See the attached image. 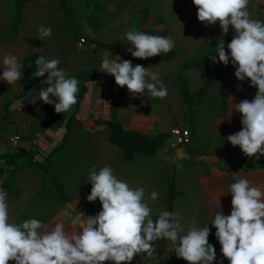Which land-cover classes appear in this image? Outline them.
Returning a JSON list of instances; mask_svg holds the SVG:
<instances>
[{"label": "crops", "instance_id": "1", "mask_svg": "<svg viewBox=\"0 0 264 264\" xmlns=\"http://www.w3.org/2000/svg\"><path fill=\"white\" fill-rule=\"evenodd\" d=\"M11 1L14 4L16 0ZM94 1L102 2V0ZM142 1L147 3V5H144V3L140 4ZM69 2L73 6V10H70L71 12H66L62 9L60 0L27 1L22 6L21 22L17 29L19 32L13 29L14 16L16 14V12L14 13L15 9L9 11L5 6V10L3 8L4 5L0 3V60L8 53L17 56L22 65L24 59L33 53H37L38 58L44 56L46 60L59 59L61 61L59 67L65 71L66 78L75 77L78 80L79 89L83 85L87 87L86 91L79 99L78 108L74 105L69 111L61 114H65L67 117L62 120L61 123L56 121L58 116H55L56 111L54 105H47L51 109L48 110L49 112L43 113L45 116L41 119L42 121L49 118L52 114V121L55 122L59 128H66L68 119L73 116L76 111L75 120L72 123H76L82 128H85L86 123H88L87 125L90 129H86L85 136L76 138L77 146L75 151L82 156L83 150H86L85 152L89 154L88 158L91 161L92 168L95 166L96 170L99 171L100 168L109 166L113 169L114 173L120 174L122 179L124 177V181L127 180L124 168L118 170L117 167L121 166L125 161L123 158V150L109 142L108 132L106 133V137H102L100 133L103 130L108 131L103 121L111 117V111H113V109L115 111V117L121 122L124 128L134 129L144 134L153 136L166 132L170 135V130L176 126L190 129L191 142L183 146L181 151L179 148L165 144L164 147L160 148L157 153L152 156L155 158L160 151L168 155L171 153V150H175V155L171 157V163L178 167L176 175L178 179L175 183L177 188L179 187L178 190L182 192V195L176 199V204L178 200H182V202L194 207V209L187 213V216L192 218L190 221L191 223L211 224L215 214L220 211L224 215H230L232 210V195L229 190L233 180L237 182L240 178H246L251 182L252 186H257L264 190V170L249 169L253 164L264 161V156H260L259 160H257L255 156L249 157L242 152L239 146H233L226 140L228 135L238 133L242 129V114L236 113L229 97H234V104H238L245 99L249 101L254 99L252 96L243 93L245 91L243 89L246 87L245 81L241 82L236 78V69L221 77L218 82L212 83L201 99H195V94L200 90L203 84L201 81H204V74H202L204 78H201L198 86L196 85V91H193L191 86H189V89L187 87L189 93L194 94V98L191 100L197 102L194 108L191 102L185 99L181 94L184 105L182 108L179 110L173 109V111H167L165 113L160 110L158 113V115L161 113L160 116H156L157 114H155V111L151 112L152 110H146L147 108L145 104L142 103L143 101L139 102V100L133 99L135 96H133L127 89V86H125L122 93L124 98H122L121 102L117 101L115 97L114 104L109 106V109H98L97 120H86L88 108L84 102L86 100L89 101V99L95 103L100 101L106 102L105 95H107V89H111L112 87L111 79L114 76L101 72L98 69L105 50L112 54L111 58H115L116 55H119L123 60H131L133 66L142 65L145 68L150 67L152 72L158 73L159 80L163 83L167 76L181 71L180 65L182 62L185 64L193 59L201 58L214 49L215 43L222 37H218L215 43H211L213 45L212 50L203 53L202 56L193 54L192 59L189 61H182L183 59H180L178 54L176 57L170 59H158L147 64H137L132 60L133 56L131 54L128 55V48L131 47L133 51L136 49L128 43L126 39L121 43L107 41V39L110 40L109 37L111 35L117 34V30L120 28L117 27L118 23L126 24L124 26L130 25L132 29L136 31H138V28L139 31L145 34L168 37V31L172 33V31L176 29L178 24L176 19L181 15L186 17V24H190L189 19L193 17L196 9L194 3L191 4L189 0H124L119 3L113 2V4H117L121 7L115 11L116 14L113 18H111L112 14L106 12L105 5L100 3L102 6V11L99 15L100 19L98 24L93 25V23H90L91 20H89L88 17L92 11L93 7L90 6H92L93 2L90 5L89 3H84L85 0H69ZM83 3L89 7L87 6V9L84 8L80 11L81 8L79 5L81 4L83 6ZM149 3L151 4L150 7ZM167 7L170 9L168 12ZM155 9L160 10L159 12H154ZM41 26L51 28L52 34L50 37H45L43 40L39 39L38 28ZM199 28L201 30L207 29L211 32L214 30L212 29L213 25L204 22H200ZM16 32H18L17 36L14 35ZM81 37H86L87 39V43L82 46L79 44ZM25 39L26 41H23ZM97 42L110 44L111 47L106 49L101 48L97 46ZM194 44V52L201 51L199 48L202 43ZM166 62L172 63L165 66L164 64H166ZM3 70V65L0 63V77H2ZM83 73L92 74L95 78L85 81L83 80ZM96 75L100 76L97 77ZM47 76L48 74L46 73L43 77H37L38 89L31 95L24 93V88L19 81L16 86L9 85L3 79H0V127L5 122H14L16 125V133L13 136L20 135L23 137L20 141V145H13L16 150H7L9 154L5 152L6 149L0 141V159H2V161L7 159L12 162L10 165H0L1 172H4L3 169L10 168V171H7L10 175V172L14 168H16V171H20V165L26 164L23 166H29L36 171L39 170L41 172H37L45 177L48 175L47 170L49 168L52 169L65 160L64 153L61 152V143L64 139V135L60 143L57 140L58 138L53 140V142L50 138L49 141L45 143L43 142L45 137L41 139L38 134L40 133L39 128L44 127L46 123H41V120L39 122L34 121L36 107L41 105L39 99L35 100L34 98L38 97V91H40L41 88L49 86L43 83V81L47 80ZM177 77L179 80L182 79V81H184L179 74H177ZM145 94L147 93L145 92L143 95ZM117 95L121 94L119 93ZM136 96L141 95L137 94ZM50 99L58 103L55 97L50 96ZM27 101L30 102L29 108L21 110V107L27 106ZM5 103H10L7 119H4ZM42 106L43 105H41V108L43 109L44 106ZM55 118L56 120H54ZM165 118L166 120H172H170L169 124L166 126L164 123ZM179 119L184 120V122H179ZM185 121H188V123ZM72 123H70V125ZM169 139H171V136ZM35 142L38 143L40 147L42 145L45 148L48 147L47 150H50L48 155L45 154L44 158L36 157V153L33 152L29 146L31 143ZM83 145L87 146L84 148ZM59 153H61V157H56ZM257 155H259V153ZM137 156H135L133 160H135ZM116 158H119V162H113ZM154 160L156 163L155 168L149 167L152 172L150 173L148 171L146 175L154 174V176H158L161 173L159 169L162 168V165L159 166L157 163L158 161L162 162L164 159L155 158ZM128 181L133 185L130 179H128ZM60 182L63 183L61 180ZM134 184L137 187L142 184L145 186L148 185V183L145 184L143 178L136 180ZM63 185L66 191V186L64 183ZM10 198L11 194L7 200H10ZM14 200H17V198ZM66 201H68V198ZM10 203L11 200L8 202V206H10ZM69 207L75 209L71 205H69ZM42 216L45 218V215ZM28 218L35 217L28 216ZM38 220L43 222L45 219L41 218ZM9 264H15V261H10Z\"/></svg>", "mask_w": 264, "mask_h": 264}, {"label": "clouds", "instance_id": "2", "mask_svg": "<svg viewBox=\"0 0 264 264\" xmlns=\"http://www.w3.org/2000/svg\"><path fill=\"white\" fill-rule=\"evenodd\" d=\"M197 7L200 22L215 25L218 21L223 34L231 26L235 37L227 45L236 78L243 82L250 79V87L258 91L252 101L247 99L234 104L236 113L242 114V129L230 134L226 140L239 146L242 152L257 160L264 156V21L252 19L248 11L249 0H193ZM39 39L50 37L51 28H38ZM126 40L128 52L139 59H148L169 53L174 47L170 37L145 34L129 30ZM217 55L211 59L217 63L229 64L225 44L216 45ZM107 50L98 69L114 76L118 86H127L136 96L145 90L152 97L166 98L167 88L159 81L158 73L142 65L133 66L131 60H123L119 55L111 58ZM218 57V60H217ZM3 65V79L9 85H16L22 76V64L17 56L8 53L0 60ZM59 59L46 60L40 56L36 60L35 77L47 73L49 85L41 88L38 97L45 104L54 105L56 113L69 111L77 104L78 80L66 78L65 71L59 67ZM153 81V82H150ZM50 96L55 97L56 103ZM259 153V155H257ZM88 180L92 184L89 202L97 198L102 211L96 215H76L74 224L78 230L69 233L62 223L54 226L30 218L20 224L9 222L8 193L0 189V264H130L137 254H156L155 242L166 240L178 258L189 264H214L217 260L215 247L209 243L211 229L209 224L200 228L189 223L187 230L181 224L177 212L162 210L153 219L152 208L145 198L144 188H130L118 179L109 166L90 171ZM232 210L230 215L221 211L211 221L216 229L215 236L224 258L230 264H264V190L252 186L246 178H240L230 185ZM151 201L158 199V193L150 194ZM219 264H223V259Z\"/></svg>", "mask_w": 264, "mask_h": 264}, {"label": "rangeland", "instance_id": "3", "mask_svg": "<svg viewBox=\"0 0 264 264\" xmlns=\"http://www.w3.org/2000/svg\"><path fill=\"white\" fill-rule=\"evenodd\" d=\"M120 1L124 0H117V1H106L102 0V2L106 7V12L109 14H112L111 18L115 16V11L121 7L117 4H113V2L119 3ZM16 2V1H15ZM93 2V3H92ZM158 2V1H157ZM191 4H193V0H189ZM3 6V8L6 10V7L9 11L11 9H15L14 13L16 12V4L14 5L11 0H1L0 2ZM86 4L89 3V1L85 0ZM83 3V6L80 4V11L82 9H87L88 5H85ZM92 3V6L94 8V4L96 3L94 0H91L90 4ZM144 1H142L140 4H143ZM150 4V3H149ZM50 5V4H49ZM144 5H147V3H144ZM153 5V4H152ZM6 6V7H5ZM13 6V7H12ZM151 4L149 5V7ZM89 7V6H88ZM159 8V7H156ZM124 9V6H123ZM122 9V10H123ZM160 9H155L154 12H159ZM169 7H167V12L169 11ZM248 11L250 12V16L252 19L264 21V0H249L248 4ZM198 9L196 7L194 11L193 17H190V24H186V17L181 15L176 19L177 26L174 31L169 32L168 31V37H170L174 41V47L172 51H178L179 52V58L183 59L182 61H189L192 59L193 54H199L196 56H202L203 53L212 50L213 45L211 43H215V40L218 37L226 38L228 37L231 32L234 31V28L231 26L229 27V32L225 35L222 32V29L220 27L219 21L213 25L214 29L212 32L210 30L204 29L201 30L200 22L198 21L197 17ZM197 22V23H196ZM198 24V25H197ZM126 24H120L118 23L117 27H120L117 30L116 35H111L107 41L112 42H122L126 39V33L129 30H133L132 26ZM170 26V24H169ZM139 31V29L137 28ZM18 31V30H17ZM19 32V31H18ZM14 33V35L17 36V33ZM4 36L6 37V34L4 33ZM84 40V42H82ZM106 40V39H105ZM23 41H26L23 40ZM79 43L86 44L87 39L86 37H81ZM194 43H202L199 50L194 52ZM180 45V46H179ZM184 47V49H183ZM184 50V51H183ZM192 54V55H191ZM130 55V53L128 54ZM185 59V60H184ZM172 62H166L164 64L165 66L170 65ZM181 71L170 74L164 79L163 85L168 88V95L166 98H156L152 97L150 93L145 90L147 94L142 96H135L133 99L139 100V102L143 101L142 103L145 104V107L147 108V111L152 110L151 112L155 111L156 116L160 112V110L167 112V111H173V109H180L182 108L183 102H182V96H181V88L183 84H186V86L189 89V86H191V89L193 91L197 90V86L201 80V78H204L205 76V70L202 67H184L183 62L181 63ZM151 70V69H150ZM152 71V70H151ZM177 74L180 75L184 79V81L179 80L177 77ZM204 74V76L202 75ZM38 80V79H37ZM112 87L111 89H107V95H105V101L106 102H92V100L89 99L84 102L88 108V114L86 116V120H92L95 121L98 119L97 111L98 109L104 110L109 109V106H112L114 103V99L116 97L117 101L122 100L124 96L122 95L124 91V87L121 88L120 86H117L115 84V78L112 77L111 79ZM160 81V80H159ZM153 82V81H151ZM203 82V80L201 81ZM251 81L250 79L245 80V86L246 90L243 92L247 95L255 97L258 88L257 87H250ZM193 85V86H192ZM197 85V86H196ZM181 90V91H180ZM34 91H27L26 94H32ZM39 92V91H38ZM81 89H79L77 96H80ZM121 95H117V94ZM35 94V93H34ZM37 94V92H36ZM99 94V93H98ZM100 95V94H99ZM192 98H194V94H191ZM24 97V96H23ZM41 105H43V109L41 108V105H38L35 110L34 114V121L39 122L44 116V112H49L51 108L47 106L48 104H45L42 100H40ZM58 101V100H57ZM59 102V101H58ZM27 106L21 107V110H26L30 106V102L27 101ZM197 102H194L193 108L195 107V104ZM141 104V103H140ZM51 106V105H50ZM140 106V105H138ZM191 107V106H190ZM191 107V108H192ZM150 112V113H151ZM175 113V112H174ZM62 113H55V116H59ZM165 115V114H164ZM56 116V117H57ZM52 114L49 118L44 119V121L41 120V123H46L44 127H40V133L38 134L39 138H44L43 142L49 141L51 138V141L57 139L60 143L62 136L64 135L66 128H59V126L52 121L51 119ZM33 118V116H32ZM31 118V119H32ZM56 120V118L54 119ZM164 119L165 126L169 124L171 119ZM179 122H184V120L179 119ZM28 121V118H27ZM57 121V120H56ZM172 121V120H171ZM188 123V121H185ZM28 123V122H26ZM35 123V122H34ZM86 127L82 128L76 123L71 124V133L67 138L65 145L61 146V152L64 153L65 160L63 162H60V164L56 167H53L52 169H48L47 176L43 177L34 170L33 168L29 166H23L20 165V171L15 170L13 178H9V173L7 171H10V168L3 169L4 172L0 171V189H2V183L5 181H10V191H11V203L8 208L9 211V220L10 223L20 224L23 221L29 219V217H35L36 219H45L43 222L48 224L50 227L54 226L56 223H62L66 230L71 234L78 230V225L74 224L73 221L76 219V215H79L80 213H84L86 216H96L102 211V204L97 198L95 202H89L87 200V197L91 194V188L92 184L88 180V176L90 175V171L92 169L91 161L88 158L89 154H86V150H83L82 156L75 151L76 149V138L85 136L86 129H90V127L87 125ZM32 125V124H31ZM188 126V125H187ZM31 128V127H30ZM33 128V127H32ZM58 131V132H56ZM107 130L101 131L102 137L107 136ZM16 133V125L14 122H5L0 127V141L3 143V147L6 149L5 152L9 154V151L16 150V148L10 143V138ZM37 136V137H38ZM23 138V137H21ZM50 143V142H48ZM1 144V143H0ZM53 144V143H52ZM20 145V144H19ZM30 148L33 152L36 153V157H42L44 158L45 154L48 155L50 150H47L43 145L40 147L38 143H31ZM87 145H83L85 148ZM54 147V146H53ZM9 150V151H7ZM61 153L57 154L56 157H61ZM175 155V150H171V153L168 155H165L163 151L158 152L157 156L155 158L163 160L162 162L158 161L157 165L161 166L162 168L159 169L161 172L158 176H154V174L146 175V173L149 171L152 172L151 168H155V158L152 156H137L135 160L132 162H126L124 161L121 166H117L118 170H122L124 168V171L126 173L125 177L127 180L124 181V177L122 179V176L120 174L114 173V175L126 182L130 188L136 189V188H144L145 190V198L149 201V206L152 208V217L153 219L158 218V213L162 210H166V193L170 186L171 181L175 180L177 182L178 177L177 175V165H172L171 163V157ZM154 158V159H153ZM83 161V162H82ZM113 162H119V158L115 159ZM12 162L11 160L5 159V161H2L0 159V165H10ZM21 163V161H20ZM148 165L146 166L145 165ZM1 167V166H0ZM12 169V168H11ZM154 173V172H153ZM51 177L59 178L66 186V194L68 201L64 202V200L59 196L58 192L55 191V185L50 180ZM144 179L145 184L148 183V185H141V186H135L134 182L136 180ZM132 181V184L130 181ZM181 188V187H180ZM179 189V187H178ZM155 191L158 193V199L156 201H151L150 194ZM17 198V200H14ZM179 198V197H178ZM7 200V203L10 201ZM176 204V201L175 203ZM13 205V207H12ZM71 205L73 208L69 207ZM194 209L191 205H188L187 203L182 202V200H178L177 204L174 205V212L179 213V216L181 218V224L185 226L187 230V226L192 218H189L187 216V213ZM45 215V218L42 216ZM17 219V220H15ZM196 227H204L206 224H195ZM216 249L217 254V260L214 262V264H219L220 260L223 259V264H230V261L227 258H224L221 253V245L219 241L213 245ZM156 247V254L154 257H148L147 254H137L134 256L133 260L130 262V264H189L188 261L184 260L183 258H178L175 249H172V245L170 242L166 240H161L155 242ZM109 264H113V262H108Z\"/></svg>", "mask_w": 264, "mask_h": 264}, {"label": "trees", "instance_id": "4", "mask_svg": "<svg viewBox=\"0 0 264 264\" xmlns=\"http://www.w3.org/2000/svg\"><path fill=\"white\" fill-rule=\"evenodd\" d=\"M29 0H16L15 4H16V14L14 16V22H13V29L17 30L18 26L21 22V17H22V6L24 3H26ZM89 1V5L91 0ZM60 5L62 7V9L64 11H70L73 10V6L71 5V3L69 2V0H60ZM102 11V6L100 5L99 2H96L94 4V8H92L91 13L89 14V20L90 23H93V25L98 24L99 19H100V13ZM71 12V11H70ZM164 34V33H163ZM236 33L235 30L233 32H231V34L226 37V38H220L217 40V42L215 43V47L214 49L209 52L207 55L201 57V58H196L191 60L188 63L183 64V66L185 67H202L205 70V78L203 81V84L200 88V90L195 94V99H201L204 94L208 91L209 86L212 83L218 82L221 77H223L224 75L230 73L231 71L235 70L238 65L233 66L232 61H231V56H230V49L227 48V45L232 41V39L235 37ZM222 40L224 41L225 44V50L226 53L229 55L230 60H229V64L227 66H225L223 63H217L214 62L211 58L214 55H217L216 52V45L221 43ZM97 46L101 47V48H110L111 45L107 44V43H101V42H97ZM179 54L178 51H170L169 53H161V55L155 56V57H150L148 59H139V58H132V60H134L137 64H147L149 62L158 60V59H170L173 57H176ZM38 59V54L37 53H33L30 56L26 57L23 61V65H22V76L21 79L19 80L21 86L24 88V93H26L27 91H35L38 89V80L37 77H35L33 75V73L37 70V65H36V60ZM218 60V57H217ZM97 77H99L100 75H96ZM83 77L85 81L93 79L95 77H93L92 74L89 73H83ZM86 85H83L80 89H81V93L80 96H77V108L79 106V99L80 97L83 95V93L86 91ZM181 94L183 95V97L185 99H187L188 101L191 102V104L193 105L195 101L191 100L192 96L189 93L186 84H183L182 88H181ZM243 90H246V87H244ZM10 103H5L4 106V119L8 118V109H9ZM114 109L113 111H111V117L107 120H104L103 123L107 126L108 128V140L110 143L116 145L117 147H119L121 150H123V158L125 161L129 162L132 161L135 156L137 155H141V156H152L155 155L157 153V151L164 147L166 144V141L169 139L170 135L169 133L166 132H162L159 133L157 135H148V134H144L142 132H139L137 130L134 129H126L123 127V125L121 124V122L119 120H117V118L115 117V113H114ZM75 114L76 111L74 113L73 116H71L68 119L67 122V127H66V132L64 134V139L61 143V146H64L66 143V140L68 138V136L71 133V125L70 123H72L75 120ZM66 115L63 114L61 116L57 117V121L59 123L62 122V120L66 119ZM16 160V159H15ZM249 169L251 170H255V169H262L264 170V161H259L255 164H253L252 166L249 167ZM16 168H14L11 172L9 177L13 178V174L15 172ZM50 180L52 181V183L55 185L56 191L58 192L59 196L66 201L67 200V194L65 192L64 189V185L63 183L60 182V180L56 177H51ZM236 181L233 180V183H235ZM2 190L6 191L8 193V198L10 196V181H5L2 183ZM182 195V192H180L177 188V185L175 183L174 180L171 181L170 186L167 190L166 193V210L169 212H174V203L176 201V199L178 197H180ZM209 228L211 229L210 232V236H209V243L212 245H215L218 242V239L215 236V232L216 229L214 227H212V224L208 225ZM106 264H109L108 262H106Z\"/></svg>", "mask_w": 264, "mask_h": 264}, {"label": "built area", "instance_id": "5", "mask_svg": "<svg viewBox=\"0 0 264 264\" xmlns=\"http://www.w3.org/2000/svg\"><path fill=\"white\" fill-rule=\"evenodd\" d=\"M84 42V40H82ZM81 46L84 45L83 43H79ZM170 136L171 138H176L178 139L180 145L186 146L191 142V130L186 128V127H180L176 126L173 127L170 130ZM21 136L20 135H15L10 138V143L14 146H17L20 144L21 141Z\"/></svg>", "mask_w": 264, "mask_h": 264}, {"label": "water", "instance_id": "6", "mask_svg": "<svg viewBox=\"0 0 264 264\" xmlns=\"http://www.w3.org/2000/svg\"><path fill=\"white\" fill-rule=\"evenodd\" d=\"M166 145H170L171 147L179 148L180 151L182 150L183 146L180 145L178 139L171 138L166 141Z\"/></svg>", "mask_w": 264, "mask_h": 264}]
</instances>
